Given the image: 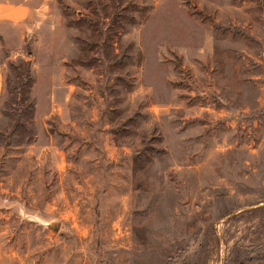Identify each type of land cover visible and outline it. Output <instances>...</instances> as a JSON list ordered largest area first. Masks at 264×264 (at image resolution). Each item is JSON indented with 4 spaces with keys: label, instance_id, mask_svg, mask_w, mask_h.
<instances>
[{
    "label": "rangeland",
    "instance_id": "obj_1",
    "mask_svg": "<svg viewBox=\"0 0 264 264\" xmlns=\"http://www.w3.org/2000/svg\"><path fill=\"white\" fill-rule=\"evenodd\" d=\"M37 15L0 22V264H264V0Z\"/></svg>",
    "mask_w": 264,
    "mask_h": 264
},
{
    "label": "crops",
    "instance_id": "obj_2",
    "mask_svg": "<svg viewBox=\"0 0 264 264\" xmlns=\"http://www.w3.org/2000/svg\"><path fill=\"white\" fill-rule=\"evenodd\" d=\"M48 0H0V22L4 25L23 26L45 14ZM24 38V34H19Z\"/></svg>",
    "mask_w": 264,
    "mask_h": 264
},
{
    "label": "water",
    "instance_id": "obj_3",
    "mask_svg": "<svg viewBox=\"0 0 264 264\" xmlns=\"http://www.w3.org/2000/svg\"><path fill=\"white\" fill-rule=\"evenodd\" d=\"M40 222H42L45 225H49L50 227H54V225H55V221L42 220Z\"/></svg>",
    "mask_w": 264,
    "mask_h": 264
}]
</instances>
